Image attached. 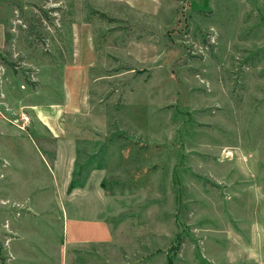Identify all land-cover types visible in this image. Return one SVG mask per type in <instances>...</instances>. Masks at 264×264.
I'll use <instances>...</instances> for the list:
<instances>
[{"label":"rangeland","instance_id":"obj_1","mask_svg":"<svg viewBox=\"0 0 264 264\" xmlns=\"http://www.w3.org/2000/svg\"><path fill=\"white\" fill-rule=\"evenodd\" d=\"M0 18L1 119L26 94L84 96L61 148L76 210L104 219L101 261L264 264V0H0ZM19 108L0 121V264L62 242L69 209L53 189L69 172L11 132Z\"/></svg>","mask_w":264,"mask_h":264},{"label":"crops","instance_id":"obj_2","mask_svg":"<svg viewBox=\"0 0 264 264\" xmlns=\"http://www.w3.org/2000/svg\"><path fill=\"white\" fill-rule=\"evenodd\" d=\"M6 27V20L0 18V49L3 48L6 43ZM77 75L79 77H82L80 74ZM75 88L74 90L76 91L77 88ZM74 90L71 91V88L70 90L68 89V93L66 92L64 99L60 103H42L40 99H34L31 93L26 94V96L28 97L26 102H18V105H15L16 101L7 102L5 100L9 109V111H7L9 114L7 116V119L3 120L0 118V121L3 122V125L7 124V128H9V126H14V124L12 125L10 123L11 121H9L8 119H12L13 112L19 111L20 105L26 107L25 109H22L20 113H26L29 116V120L27 122H23L21 120L15 121L14 123L16 124V126H18V129L14 128V130H11V132H16L20 135L23 134V130L21 129H25V126L28 127L33 135L28 134L27 136L32 135L33 137L38 139L40 143L44 144V154L46 153L45 157H50L51 163L53 165V168L56 169V172H69L70 174L69 177L64 178L65 181H58L56 179L55 185L53 187L55 191H64V198L58 197V194L56 195L60 201L62 200L65 202L66 207H69V209H66V211L63 210L62 212V242L56 241L58 244H56L55 242V247L52 248H42L43 253H40L37 257L36 254L32 253V250V252L26 250L25 252L23 249H20L21 246L25 248L24 245H28L29 241L27 240L28 243H21L15 251L14 249L12 250L14 254L13 264H35L38 259L45 264H75V254L77 253L83 255V261L81 260L82 262L80 264H105V256H102L101 261L100 255H97L96 252L88 246V243L96 241L95 239L101 236V234L104 235V232L106 230L104 219L101 220L98 218H92L91 216H86L76 210V203L74 201V198H70L71 192L75 188H77V186H74V188H71L70 186L72 173L71 166L75 156L74 153L72 154L71 152L64 151L63 148H61L62 144L67 147L69 143L74 142V139L70 137L71 131L76 130V127L74 125L76 121L74 120L79 118V116L84 113L86 108L82 92H75ZM18 93L22 95L25 94L23 92ZM2 98L3 97H1L0 95V101ZM12 108H15L16 110L12 111ZM47 138H49L50 141H57L60 145V148L56 151H53V148L49 150L47 146ZM42 158H44V156H42ZM66 161L67 168L65 167ZM41 186L42 185H40L39 187L47 189L45 186ZM39 187L34 188L36 189ZM24 188H26V186L20 185L19 183L16 185L15 191L18 192ZM24 201L28 203L29 206H43L49 204L50 202L49 199H35L30 195H28L24 199ZM22 232L24 231H20L19 234L22 235ZM31 234L32 232L27 231L26 239H30ZM16 243L18 244L19 242ZM39 243H41V241ZM42 244H44V241H42ZM96 258H98V260Z\"/></svg>","mask_w":264,"mask_h":264},{"label":"built area","instance_id":"obj_3","mask_svg":"<svg viewBox=\"0 0 264 264\" xmlns=\"http://www.w3.org/2000/svg\"><path fill=\"white\" fill-rule=\"evenodd\" d=\"M0 70H1V68H0ZM19 120H21L23 122H27L29 120V116L26 113L22 112L21 113V119L20 118L16 119V121H19Z\"/></svg>","mask_w":264,"mask_h":264},{"label":"trees","instance_id":"obj_4","mask_svg":"<svg viewBox=\"0 0 264 264\" xmlns=\"http://www.w3.org/2000/svg\"><path fill=\"white\" fill-rule=\"evenodd\" d=\"M75 185H76V181L74 180V181L71 182L70 186H71V188H73Z\"/></svg>","mask_w":264,"mask_h":264}]
</instances>
